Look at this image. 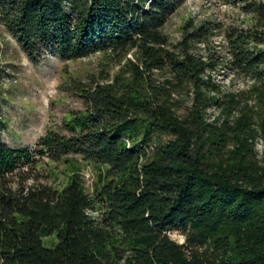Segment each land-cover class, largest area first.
Instances as JSON below:
<instances>
[{
	"label": "trees",
	"instance_id": "16d2710c",
	"mask_svg": "<svg viewBox=\"0 0 264 264\" xmlns=\"http://www.w3.org/2000/svg\"><path fill=\"white\" fill-rule=\"evenodd\" d=\"M184 1L0 0V25L35 65L136 52L111 82L67 87L84 109L38 151L0 138V264H264V3L244 8L255 27L227 32L225 66L251 83L249 108L215 81L218 58L198 54L207 27L175 45L164 35ZM38 156L83 160L99 187L55 186Z\"/></svg>",
	"mask_w": 264,
	"mask_h": 264
},
{
	"label": "rangeland",
	"instance_id": "374dc122",
	"mask_svg": "<svg viewBox=\"0 0 264 264\" xmlns=\"http://www.w3.org/2000/svg\"><path fill=\"white\" fill-rule=\"evenodd\" d=\"M151 1L146 0L147 4ZM254 2L264 3V0H185L163 28L164 35L175 45L181 41L185 29L191 32L207 27L205 43L196 44L198 54L206 60L212 55L218 58L220 66L212 73L215 81L226 95H244L242 105L247 104L249 108L255 106L254 99L246 101L251 83L234 75L225 64L230 59L227 32L255 27L253 17L244 11ZM127 59L135 60L136 52L132 51L120 61L105 53L68 61L49 56L35 65L0 25V116L6 124V129L0 130V138L11 149L38 151L46 136L52 132L65 133L64 125L72 114L84 109L83 103L69 94L67 87L73 81L88 83L90 79L111 82ZM165 77H168L167 73H156L158 81ZM208 116L209 121H215L219 112L210 109ZM255 148L264 164L262 138L257 139ZM33 165L40 174L51 176L50 183L57 187L70 183L72 176H79L90 193L99 187V171L81 159L69 158L53 163L38 156L32 160ZM172 239L184 242L178 234H173ZM54 242V238L45 240L48 245Z\"/></svg>",
	"mask_w": 264,
	"mask_h": 264
}]
</instances>
